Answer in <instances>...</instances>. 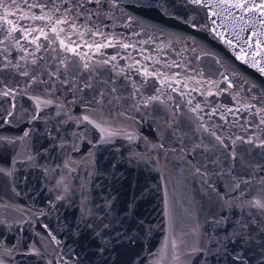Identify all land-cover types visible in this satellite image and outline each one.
Instances as JSON below:
<instances>
[{
    "label": "water",
    "instance_id": "1",
    "mask_svg": "<svg viewBox=\"0 0 264 264\" xmlns=\"http://www.w3.org/2000/svg\"><path fill=\"white\" fill-rule=\"evenodd\" d=\"M206 2L0 0L13 93L0 96V134L15 140L0 147L3 264H264L258 243H216L248 221L264 240V75L241 51L264 23L229 7L244 0ZM65 162L101 219L83 221L75 199L49 205L41 168Z\"/></svg>",
    "mask_w": 264,
    "mask_h": 264
},
{
    "label": "snow or ice",
    "instance_id": "2",
    "mask_svg": "<svg viewBox=\"0 0 264 264\" xmlns=\"http://www.w3.org/2000/svg\"><path fill=\"white\" fill-rule=\"evenodd\" d=\"M96 2H99V0H96ZM184 2L187 3L188 0H184ZM191 2L197 3V4L202 3L205 8L210 7V5L207 4L206 0H191ZM135 3L138 6L143 7V8H160L161 10H164V5L166 3V0H135ZM0 6H3V5H0ZM229 7L235 8L237 10H242L243 13L258 12L259 16L261 17V23H264V0H262V2L259 4H255V3L248 4L247 0H244V2H241V3L230 4ZM164 14L167 15L168 14L167 11H165ZM211 15L213 17H215L217 14L215 12H212ZM44 18H45L44 16L36 17V19H44ZM252 19H255V17H253ZM62 23H64L63 20L56 21L57 25L62 24ZM212 24L215 25V20L212 21ZM193 26H195V25H193ZM220 26H222V25H220ZM220 26H217V27H220ZM9 28L11 29V31H16V29L11 25L9 26ZM20 30L22 32H24V35H26V36L31 35V32H28L24 29H20ZM211 30L216 31L217 28L213 27ZM51 31L56 32V28L53 27L51 29ZM40 34L44 35L45 39H47V35L45 33L41 32ZM252 37H255V48L252 47V43H253V41L251 39ZM9 38L10 37L3 36L2 35V29H0V43H3L6 39H9ZM262 38H264V33L258 35L256 31L249 32V39H246L245 41H243V45L241 46V51H243L244 46H247L248 50L250 52H254L255 55L253 56V60H252V63L250 64V66L255 68L261 75H264V66H261L260 62L255 59V57L260 56V50L264 49V39H262ZM15 39L17 41V44L19 45L20 39L19 38H15ZM38 39H39V37L37 36L36 38H34L31 41V43L37 45V48L40 47L39 44L37 43ZM61 43L63 44V41H61ZM226 43L231 45L232 40H230V39L226 40ZM100 46L101 45H99V44L96 45L97 48H99ZM125 47H127V45H125ZM20 51L26 52L27 49L25 47H23V45H20ZM71 51L75 52L76 49H71ZM33 56H34V53H33ZM238 58L241 60H244L245 62H248V57L246 55H240ZM113 59H115V57H113ZM261 59H264V57H261ZM5 61H8V63H10L11 59H10V57L5 56L3 51H0V71H3V69L8 66V63H5ZM84 66L88 67L87 64H85ZM13 67L19 68L20 65L15 64V65H13ZM145 75H148L147 71L145 72ZM227 83L230 84L231 82L227 81ZM84 86L90 87L89 84H85ZM257 87H260L262 90H264V86L257 85ZM12 95H13V93L9 90H6L4 85H3V81L0 80V96H12ZM153 99H155V97ZM42 103H44V102L41 101L39 99V97H37L36 98V104L39 105ZM229 111H232V110L230 109ZM12 115H13V112L10 109L7 113V116H12ZM37 118H38L37 115L35 113H33V119H37ZM3 119H4V115H0V120H3ZM84 119H87V117H84ZM260 123L264 124V119H262L260 121ZM2 126L3 125H0V127H2ZM28 136H29V132L25 131L23 133V136L20 137V139H25ZM247 142L253 143V141H251V140H249ZM5 143L8 145H13L15 143V140L13 138H6L2 134H0V147H2ZM259 146L264 147V141H261V144ZM29 159L31 160V158H29ZM29 166L30 167L32 166L31 163L29 164ZM54 169L56 170L57 173L67 171L68 173L73 174V172H74V169L72 167H70L67 162L63 163L62 165H56L54 167ZM14 170L15 169H14V165H13L12 170L8 172V175L11 176L12 171H14ZM41 170L43 173L41 190H43L44 188H47L48 191L51 192V186L47 184V179H48L47 169L42 167ZM3 171H4L3 167L0 166V172H3ZM57 202L58 201H56L55 199L48 201V203L51 207H55V204ZM261 206H264V205H261ZM129 208L131 209V204L129 205ZM2 223L3 222L0 221V224H2ZM249 223H254V222L248 221V222L238 223L233 227V229H231L229 232H227L223 237L218 238L216 240V243L219 246V250L221 252H227L228 251L227 243H235V241L237 239H239L241 242V248H249L252 246L253 243H258L262 248H264V240L257 241L255 235H253L252 233L245 230ZM217 224L223 226L224 221H222V220L217 221ZM44 227H46V225ZM259 229L261 232H264V222L261 223V225L259 226ZM128 238L130 239V237H128ZM52 239H54V237ZM117 242H120L119 239ZM2 245H3V239L0 238V246H2ZM13 250H17L15 248V246H13ZM33 250H34V246H33ZM229 254H231V253H229ZM233 259L234 260H240L241 262H243V260H244L243 253L241 251H236ZM0 264H3V258L2 257H0Z\"/></svg>",
    "mask_w": 264,
    "mask_h": 264
},
{
    "label": "clouds",
    "instance_id": "3",
    "mask_svg": "<svg viewBox=\"0 0 264 264\" xmlns=\"http://www.w3.org/2000/svg\"><path fill=\"white\" fill-rule=\"evenodd\" d=\"M47 175L51 181V192L56 201L71 204L75 199L79 208V216L83 221L102 218L92 204L93 198L86 183L83 181L76 183L72 174L67 171L57 174L54 168H50Z\"/></svg>",
    "mask_w": 264,
    "mask_h": 264
}]
</instances>
